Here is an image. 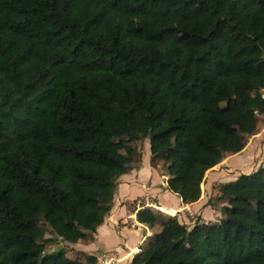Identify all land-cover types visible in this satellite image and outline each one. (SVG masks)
Wrapping results in <instances>:
<instances>
[{
    "label": "trees",
    "instance_id": "obj_1",
    "mask_svg": "<svg viewBox=\"0 0 264 264\" xmlns=\"http://www.w3.org/2000/svg\"><path fill=\"white\" fill-rule=\"evenodd\" d=\"M262 89L264 0H0V264H99L46 251L93 240L134 141L196 202ZM217 189L215 223L137 210L160 230L129 264H264V165Z\"/></svg>",
    "mask_w": 264,
    "mask_h": 264
},
{
    "label": "crops",
    "instance_id": "obj_2",
    "mask_svg": "<svg viewBox=\"0 0 264 264\" xmlns=\"http://www.w3.org/2000/svg\"><path fill=\"white\" fill-rule=\"evenodd\" d=\"M262 95L264 96V89H262ZM263 118L264 116H260L255 133L250 135L249 139L247 137L249 142L251 140L257 143L254 142V146H249L248 151L242 155L240 153L244 151V148L236 154H227L223 158L230 160L236 156L239 157L236 166L237 171L240 170L241 174H249L264 165V143L258 144L259 139L264 141ZM147 145L149 146V143ZM251 148L253 149L251 150ZM216 166L207 171L209 182L201 184L203 194L201 191L200 198L196 202L186 204L180 197L167 189V176L163 175L161 170L151 162L150 153L144 161L141 154L139 164L131 167L125 174L117 178L111 208L103 223L97 227L93 234V240L91 242L79 240L74 244L62 242L60 246L69 245L67 256L78 251L94 254L99 264H129L142 246L160 230V225L149 228L136 220L135 213L141 208L149 207L157 211L160 210L164 214L172 212L174 215H169L176 216L180 222L189 226L193 225L197 219L204 223H210V218L214 215L216 216L215 222H218L222 217V211L219 215L214 214V209L208 203V198L213 190H216L214 188L216 184L233 181L238 176L235 179L224 181V174L213 172L216 170ZM137 201H140L139 205Z\"/></svg>",
    "mask_w": 264,
    "mask_h": 264
},
{
    "label": "rangeland",
    "instance_id": "obj_3",
    "mask_svg": "<svg viewBox=\"0 0 264 264\" xmlns=\"http://www.w3.org/2000/svg\"><path fill=\"white\" fill-rule=\"evenodd\" d=\"M263 122H264V120H263ZM260 123H262V122H260ZM248 139H249V137H248ZM248 139H247V141L245 143L246 147H244V151H242V153H240L241 155L244 152L248 151L249 146L253 147L254 144L257 143L255 141H254L255 142L254 143L251 140L249 142ZM263 143H264V141H261V139L258 140V144L262 145ZM147 144H148L147 140L134 141V142L130 143V145H132L137 151V154L135 156V161L132 163V167L137 166L139 164V161H140L139 156H141V154H142V160L143 161L146 159L147 156H149L150 151H149V146ZM252 149L253 148H251V150ZM251 150H249V151H251ZM237 158L239 159V157H237V156L234 157V158H231L230 160L223 159L219 164H217V166L215 167L216 170H213V172L214 173H221L222 175L224 174V178H223L224 181L235 179L239 174H241L240 170L237 171V166H236L237 165L236 163L238 162ZM161 163H162V160H155L154 166L161 170ZM161 173L164 174V172H162V170H161ZM230 174H232V176H230ZM203 180L204 181H202V183H201L202 185H203V182H209V179L207 178V172L205 173V176H204ZM215 183H217V182H215ZM223 183H225V182H223ZM217 185L218 184H216L214 186V188L216 190H213V192L210 194V196L208 198V203L214 209L213 213L216 214V215H219V214H221L223 205L225 206V204H227V199L220 197V193H219V191L217 189ZM201 189L203 190V188H201ZM202 194H203V191H202ZM167 215H169V214H167ZM210 219H211L210 223H215L216 216L214 215ZM45 236L47 237L48 234H46ZM68 247H69V245L64 246L65 252L67 254L69 253V251H68L69 249H67ZM73 254H74V252H73ZM73 254L71 256H73Z\"/></svg>",
    "mask_w": 264,
    "mask_h": 264
},
{
    "label": "water",
    "instance_id": "obj_4",
    "mask_svg": "<svg viewBox=\"0 0 264 264\" xmlns=\"http://www.w3.org/2000/svg\"><path fill=\"white\" fill-rule=\"evenodd\" d=\"M60 248H61V246L58 245L56 247H53V248L47 250L46 253H52V252L58 251Z\"/></svg>",
    "mask_w": 264,
    "mask_h": 264
},
{
    "label": "built area",
    "instance_id": "obj_5",
    "mask_svg": "<svg viewBox=\"0 0 264 264\" xmlns=\"http://www.w3.org/2000/svg\"><path fill=\"white\" fill-rule=\"evenodd\" d=\"M137 204L139 205L140 204V201H137Z\"/></svg>",
    "mask_w": 264,
    "mask_h": 264
}]
</instances>
